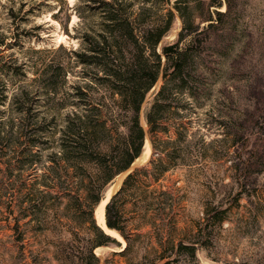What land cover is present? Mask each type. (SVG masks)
I'll list each match as a JSON object with an SVG mask.
<instances>
[{
  "label": "rangeland",
  "instance_id": "1",
  "mask_svg": "<svg viewBox=\"0 0 264 264\" xmlns=\"http://www.w3.org/2000/svg\"><path fill=\"white\" fill-rule=\"evenodd\" d=\"M106 1H123L136 18L145 9L154 16L173 10L159 50L178 40L185 23L206 26L212 18L215 26L204 52H188L187 80L170 81L172 100L160 131L146 135L150 156L131 171L153 157L151 167L163 163L168 169L158 180L140 183L136 194L116 199L130 247L122 251L126 242L112 235L119 244L94 249L99 264H135L145 255L156 260L161 240L187 238L205 223V208L212 212L223 200V220L202 235L197 260L186 264H264V134L252 127L264 110V0H188L178 7L176 0H0V36L6 35L0 83L7 93L0 105V264H71L61 239L86 232L73 219L81 177L58 164L59 138L67 114L90 108L105 94L103 71L78 62L73 51L84 30L103 28ZM191 40L186 36L180 46ZM164 82L161 74L142 104L146 129ZM77 85L87 94L77 95ZM236 142L252 154L245 189L235 182ZM238 188L249 194L239 197Z\"/></svg>",
  "mask_w": 264,
  "mask_h": 264
},
{
  "label": "trees",
  "instance_id": "2",
  "mask_svg": "<svg viewBox=\"0 0 264 264\" xmlns=\"http://www.w3.org/2000/svg\"><path fill=\"white\" fill-rule=\"evenodd\" d=\"M186 1L188 0H176V6ZM106 5L107 15L102 24L103 28L98 31L84 30L80 49L73 51L78 62L98 66L103 71L104 76L99 85L104 88L105 94L98 102L92 101L90 108H77L67 114L60 128L58 164L63 162L61 167H64L66 173L73 172L75 176L81 177V190L73 196V219L86 231L80 234L74 230L72 238L61 239L62 254L71 264H99V257L94 252L95 247L119 244L97 223L95 208L104 198L107 187L115 177L127 170L140 156L146 135L150 134L152 137L160 131L164 113L171 105L169 101L172 100L173 88L169 87L170 81L187 80L189 72L185 70V65L188 52H204L213 38L211 28L215 26L212 18H209L210 22L206 26L185 23L178 40L162 45L159 50L163 37L172 27L175 15L173 10L154 16L150 14V10L145 9L141 17L136 18L128 4L123 1H106ZM217 6H222V2H218ZM224 13L217 11L219 16ZM52 16L56 17V14ZM63 26L68 30V22ZM186 36H191L192 40L187 48H183L180 41ZM5 38L6 35L2 33L0 52L6 43ZM161 74L165 82L147 113L146 129L141 122L142 104ZM5 87V84L0 83V105L6 103ZM75 88L77 95L87 94L84 87L77 85ZM4 112L5 110L0 108V124L5 120ZM259 112L252 127L259 128L257 131L264 134V110ZM250 127L244 133L245 138L249 137ZM244 147V142H236L235 182L240 189L249 185V169L253 163L251 151H245ZM153 149L154 156L158 152L154 141ZM154 164L153 157L146 165L128 173L106 205L105 219L108 228L115 229L125 239L126 246L122 251L130 247L131 238L122 225L123 216L116 205V199L125 192L132 191L131 195L136 194L140 183L151 176L158 180L168 169L163 163L151 167ZM239 188V197L249 194ZM161 193L165 196L166 191ZM237 193L234 196L236 199L239 198ZM224 203V200L220 202L212 212L206 207L205 223H199L196 231L190 233L187 238L161 240V249L156 260L145 255L135 264H186L190 259L197 260L198 247L205 245L201 242L202 235L211 234L214 224L224 218L221 215L226 210L224 205L227 204ZM14 227H19L18 221Z\"/></svg>",
  "mask_w": 264,
  "mask_h": 264
},
{
  "label": "bare ground",
  "instance_id": "3",
  "mask_svg": "<svg viewBox=\"0 0 264 264\" xmlns=\"http://www.w3.org/2000/svg\"><path fill=\"white\" fill-rule=\"evenodd\" d=\"M151 153V143L149 140H146L144 150L140 156L135 160L134 164L127 170L121 172L118 174L116 180L114 183L110 186V188L107 190L105 197L101 200V203L96 211V219L97 223L104 228V230L117 237L119 240H123L125 242V239L119 234V232L115 231V229L107 228L105 225V206L107 201L111 198V196L119 189L121 186V183L126 176V174L132 169L134 165H136L139 161L147 160V158L150 156Z\"/></svg>",
  "mask_w": 264,
  "mask_h": 264
},
{
  "label": "water",
  "instance_id": "4",
  "mask_svg": "<svg viewBox=\"0 0 264 264\" xmlns=\"http://www.w3.org/2000/svg\"><path fill=\"white\" fill-rule=\"evenodd\" d=\"M134 162H135V161H134ZM134 162L132 163V165L134 164ZM132 165H131V166H132ZM131 166H130V167H131ZM130 167H129V168H130ZM133 167H134V166H133ZM133 167H132V168H133ZM129 168H128V169H129ZM130 171H131V170H130ZM130 171H129L128 173H130ZM128 173H127V174H128ZM111 197H112V196H111ZM110 199H111V198H110ZM110 199L107 201V203L110 201ZM100 203H101V201H100L99 204L96 206V209H95V215H96V211H97V209H98ZM107 203H106V205H107ZM105 209H106V206H105ZM105 225L107 226V224H106V219H105ZM102 228H103V227H102ZM107 228H108V226H107ZM103 229H104V228H103Z\"/></svg>",
  "mask_w": 264,
  "mask_h": 264
}]
</instances>
